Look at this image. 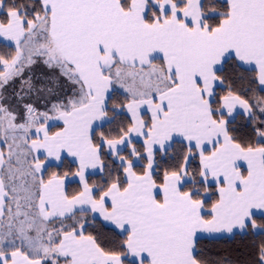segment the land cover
<instances>
[{
    "label": "snow or ice",
    "instance_id": "1",
    "mask_svg": "<svg viewBox=\"0 0 264 264\" xmlns=\"http://www.w3.org/2000/svg\"><path fill=\"white\" fill-rule=\"evenodd\" d=\"M0 264H264V0H0Z\"/></svg>",
    "mask_w": 264,
    "mask_h": 264
}]
</instances>
